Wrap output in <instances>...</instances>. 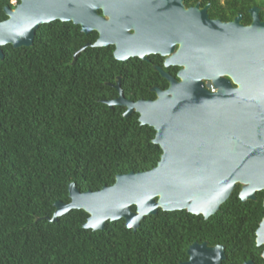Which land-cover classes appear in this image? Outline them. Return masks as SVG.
<instances>
[{
    "label": "trees",
    "instance_id": "1",
    "mask_svg": "<svg viewBox=\"0 0 264 264\" xmlns=\"http://www.w3.org/2000/svg\"><path fill=\"white\" fill-rule=\"evenodd\" d=\"M7 6L0 0L1 21ZM71 29L55 21L36 31L33 46L2 48L0 264H179L192 243L205 241L226 246L224 264H264V246L256 244L264 191L243 202L241 185L208 220L160 209L136 232L124 220L85 229L83 210L52 221L55 204L71 201V184L99 191L119 175L154 169L163 153L139 114L125 117V107L104 103L117 97L109 85L119 75L117 62L77 52L84 36L76 32L71 41Z\"/></svg>",
    "mask_w": 264,
    "mask_h": 264
},
{
    "label": "water",
    "instance_id": "2",
    "mask_svg": "<svg viewBox=\"0 0 264 264\" xmlns=\"http://www.w3.org/2000/svg\"><path fill=\"white\" fill-rule=\"evenodd\" d=\"M105 1L114 0H21L15 9L5 7L7 19L0 20V60L7 45L33 46L42 25L74 20L88 32L89 12ZM252 13L251 27H241L237 21L220 26L206 39L218 58L213 66L224 71H189L182 83H173L166 92L157 90L156 101L135 103L125 99L121 90L119 98L104 101L111 108L125 107V117L136 112L142 125L156 131L153 142L162 149L161 159L154 169L119 175L113 186L96 192H81L71 184V201L55 204L53 222L72 210H83L89 214L85 229L102 231L107 222L124 220L136 232L146 217L160 209L208 219L238 185L243 202L257 200V193L264 191V23L255 10ZM225 74L237 89L219 78ZM201 78L219 89L211 92ZM256 244L264 246V218L256 231ZM188 255L189 261L183 264H222L226 259L222 246L209 248L206 243L194 244Z\"/></svg>",
    "mask_w": 264,
    "mask_h": 264
},
{
    "label": "flooded vegetation",
    "instance_id": "3",
    "mask_svg": "<svg viewBox=\"0 0 264 264\" xmlns=\"http://www.w3.org/2000/svg\"><path fill=\"white\" fill-rule=\"evenodd\" d=\"M253 10L264 23V0H114L99 2L94 12H89L88 32L74 20L68 23L72 25L71 41L76 32L84 36L85 43L77 52L85 51L90 59L111 55L117 62L115 73L119 75L109 84L117 91L113 100L119 98L121 90L125 99L137 103L156 101L157 90L166 92L173 83H182L189 71H224L213 66L218 58L206 39L220 26L237 21L241 27H251ZM219 78L238 88L229 75ZM201 81L206 88L212 84L215 92L219 89L211 80ZM186 214L208 220L218 213L208 219L202 214ZM204 243L209 248L222 246L226 256L222 264L228 261L225 245L205 241L192 243L186 251L187 259L179 264L189 261L191 246Z\"/></svg>",
    "mask_w": 264,
    "mask_h": 264
},
{
    "label": "built area",
    "instance_id": "4",
    "mask_svg": "<svg viewBox=\"0 0 264 264\" xmlns=\"http://www.w3.org/2000/svg\"><path fill=\"white\" fill-rule=\"evenodd\" d=\"M10 1V5L12 9H15L19 4L21 0H9ZM207 88L211 91V92H215L214 87L212 86V84H208Z\"/></svg>",
    "mask_w": 264,
    "mask_h": 264
}]
</instances>
